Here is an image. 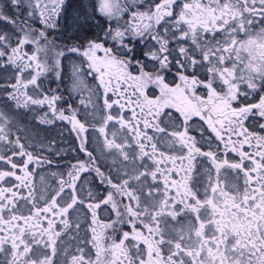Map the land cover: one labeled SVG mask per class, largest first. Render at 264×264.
Listing matches in <instances>:
<instances>
[{
  "label": "snow or ice",
  "instance_id": "1",
  "mask_svg": "<svg viewBox=\"0 0 264 264\" xmlns=\"http://www.w3.org/2000/svg\"><path fill=\"white\" fill-rule=\"evenodd\" d=\"M0 264H264V0H0Z\"/></svg>",
  "mask_w": 264,
  "mask_h": 264
}]
</instances>
